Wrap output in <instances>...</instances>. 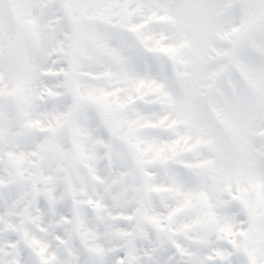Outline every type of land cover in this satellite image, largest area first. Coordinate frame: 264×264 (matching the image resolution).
I'll list each match as a JSON object with an SVG mask.
<instances>
[{
  "label": "snow or ice",
  "instance_id": "snow-or-ice-1",
  "mask_svg": "<svg viewBox=\"0 0 264 264\" xmlns=\"http://www.w3.org/2000/svg\"><path fill=\"white\" fill-rule=\"evenodd\" d=\"M0 264H264V0H0Z\"/></svg>",
  "mask_w": 264,
  "mask_h": 264
}]
</instances>
